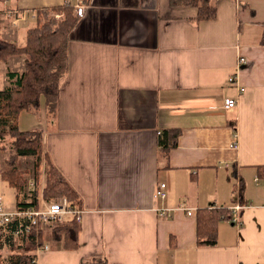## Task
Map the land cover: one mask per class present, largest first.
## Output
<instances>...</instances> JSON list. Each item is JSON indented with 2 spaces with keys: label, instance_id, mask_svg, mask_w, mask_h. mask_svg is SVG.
I'll list each match as a JSON object with an SVG mask.
<instances>
[{
  "label": "crops",
  "instance_id": "crops-1",
  "mask_svg": "<svg viewBox=\"0 0 264 264\" xmlns=\"http://www.w3.org/2000/svg\"><path fill=\"white\" fill-rule=\"evenodd\" d=\"M215 1L216 18L197 22V7L171 0H0L1 36L19 46L37 10L86 7L55 111L42 97L18 117L20 129L43 131L83 210L78 247L48 232L38 264H90L96 255L117 264H264V0ZM24 66V56L1 61L0 90ZM227 97L237 104L225 107ZM170 128L181 134L164 150L160 134ZM159 182L167 194L157 199ZM237 202L238 222L221 219L217 243L200 244L198 210ZM7 206L18 208L17 193Z\"/></svg>",
  "mask_w": 264,
  "mask_h": 264
},
{
  "label": "trees",
  "instance_id": "trees-1",
  "mask_svg": "<svg viewBox=\"0 0 264 264\" xmlns=\"http://www.w3.org/2000/svg\"><path fill=\"white\" fill-rule=\"evenodd\" d=\"M173 5H191L198 8L195 21L216 18L217 3L215 0H171ZM37 24L27 32V42L19 46L2 38L0 33V62L10 55H24L25 66L22 72L8 71L12 80L11 85L0 90V141L6 135L13 139L9 154V166L1 172V177L17 191V206H38L39 189L29 194V170L15 165L21 156L34 157L32 169L33 177L40 181L42 164L48 165L47 180L43 188V197L47 200H56L67 197L73 207H81V198L77 190L69 183L62 172L50 160L44 150V135L41 129L22 130L18 125L21 111L35 110L40 107L41 98L49 112L53 113L57 107L61 83L69 69L68 46L69 37L78 22L75 6L66 3L52 8L39 9L36 12ZM264 46V33L261 39ZM181 134L179 128H170L160 134L159 145L168 150L178 143ZM258 176L264 179V165L258 166ZM39 183V182H38ZM240 189V186H239ZM33 191V190H32ZM23 194L24 199H20ZM30 195V200L26 199ZM29 201V202H28ZM232 213L228 207L213 206L200 208L197 212V237L200 244L214 245L217 243V225L221 219L230 220ZM16 223H10L7 229L0 231V264H34L35 248L43 244L50 232L51 242H62L65 248L78 247V233L80 222L75 218H68L65 222H55L48 229L40 232L39 240L35 234L27 236L16 250L4 256L3 249H16L12 236ZM28 248L30 249L28 251ZM34 249V251H33ZM22 251V252H21ZM90 264H117L111 263L102 255L93 256Z\"/></svg>",
  "mask_w": 264,
  "mask_h": 264
},
{
  "label": "built area",
  "instance_id": "built-area-1",
  "mask_svg": "<svg viewBox=\"0 0 264 264\" xmlns=\"http://www.w3.org/2000/svg\"><path fill=\"white\" fill-rule=\"evenodd\" d=\"M86 7L78 4L76 6V14L82 17L85 14ZM241 62H246L245 58L240 59ZM231 82H235V77L229 78ZM243 90V88H241ZM237 104L235 98H225V107L231 108ZM36 183H32V186ZM167 184L165 182H159L155 188V197L163 198L166 196ZM33 190V191H32ZM35 189L30 187L29 193H34ZM44 198V197H43ZM45 199V198H44ZM30 200V198L28 199ZM38 200L40 198L38 197ZM29 202V201H28ZM243 208V205L239 202L229 207L232 218L230 220L238 222V213ZM83 210L80 207H73L67 197H61L56 200L45 199L44 206H27L18 207L14 210H7L4 200L0 198V231L7 229L10 223H16L15 229L12 231V236L16 241L15 244H22L30 234H35L37 240H39L40 232L48 229L55 222H65L68 218H75L77 221H81ZM187 213L191 215L193 213L192 208L187 209ZM51 248L50 243L44 240L43 244H38L35 248L34 264H38V256ZM20 247L19 250H21ZM14 250V249H13ZM25 250V249H24ZM30 249H28L29 251ZM34 251V249H33Z\"/></svg>",
  "mask_w": 264,
  "mask_h": 264
},
{
  "label": "rangeland",
  "instance_id": "rangeland-1",
  "mask_svg": "<svg viewBox=\"0 0 264 264\" xmlns=\"http://www.w3.org/2000/svg\"><path fill=\"white\" fill-rule=\"evenodd\" d=\"M13 56H24V55H10L8 58H11ZM5 59V60H8ZM2 80V77L0 75V82ZM12 143H13V139L11 138L10 135H6L3 140L0 141V165L1 162L2 164V170L1 172L5 169L7 170L9 166V162L8 160H6L9 156V154H12L13 149H12ZM4 160V161H3ZM18 165V167L22 168V169H27L29 170V174H28V178H29V183H28V188L32 187L34 189H39V205L40 206H44L45 205V199L43 198V188L45 186L46 180H47V170H48V165H44V168H42V175H41V179L40 181H36L33 177L32 174V169L34 166V157L32 156H21L19 161L15 164ZM45 171V174H44ZM39 182V185H38ZM32 183H36V185L32 186ZM7 188L9 191V193L7 194V196L5 197L2 193H0V198H2L4 200L5 206L8 208L7 203L8 202H14L15 199V194L17 193V191H15L14 187L10 186L7 184ZM20 199L23 200V194H20ZM15 207V206H13ZM29 249V248H28ZM22 251H24V248L21 249ZM21 251V252H22ZM4 256H9V252L8 251H4Z\"/></svg>",
  "mask_w": 264,
  "mask_h": 264
}]
</instances>
